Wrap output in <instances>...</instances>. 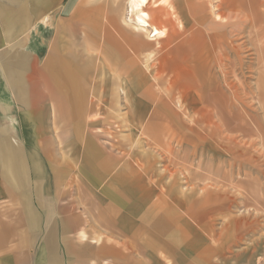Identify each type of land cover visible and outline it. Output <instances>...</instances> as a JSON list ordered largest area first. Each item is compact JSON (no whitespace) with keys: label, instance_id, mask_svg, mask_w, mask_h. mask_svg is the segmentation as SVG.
<instances>
[{"label":"rangeland","instance_id":"rangeland-1","mask_svg":"<svg viewBox=\"0 0 264 264\" xmlns=\"http://www.w3.org/2000/svg\"><path fill=\"white\" fill-rule=\"evenodd\" d=\"M127 2L132 15L124 0H76L69 6L64 25L70 37L60 40L74 49L70 58L85 53L95 65L86 70L93 75L86 76L85 118L94 143L58 157L135 158L146 150L165 180L171 177V189L196 193L198 206L229 211L214 213L216 226L233 217L252 223L238 247L254 249V264H264V0ZM65 3L0 0V6L28 9L21 15L26 20L19 16L12 25L19 31L0 38L2 76L13 77L9 68L22 51L27 66L17 75L37 77L30 58L36 66L43 63L50 17H58ZM87 19L92 23L86 25ZM25 36L20 49L15 39ZM112 56L111 65L123 69L132 60V84L115 79L120 75L112 79L115 70L101 65ZM145 124L150 135L143 133ZM149 174L157 173L150 168Z\"/></svg>","mask_w":264,"mask_h":264},{"label":"crops","instance_id":"crops-1","mask_svg":"<svg viewBox=\"0 0 264 264\" xmlns=\"http://www.w3.org/2000/svg\"><path fill=\"white\" fill-rule=\"evenodd\" d=\"M75 2L66 0L58 17L49 16L45 59L36 66L30 58L36 78L17 75L27 66L22 51L9 68L13 77L0 74V264H254V249L238 247L252 223L233 217L216 226L214 213L229 211L198 206L196 193L171 189V177L165 180L146 150L135 158L58 157L94 143L85 118L93 75L86 70L95 65L85 53L70 58L74 49L60 40L70 37L64 23ZM24 13L26 5L0 6V38L19 31L12 25L19 16L26 20ZM15 40L23 49L26 36ZM112 59L101 65L115 70L112 79L132 84V60L123 69ZM102 79L98 86L109 81ZM141 128L150 135L149 124ZM150 168L157 174L146 175Z\"/></svg>","mask_w":264,"mask_h":264}]
</instances>
